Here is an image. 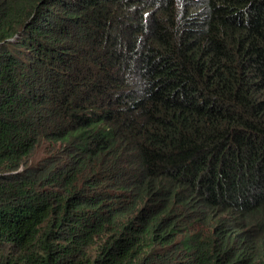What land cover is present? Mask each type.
I'll return each mask as SVG.
<instances>
[{
  "label": "trees",
  "instance_id": "obj_1",
  "mask_svg": "<svg viewBox=\"0 0 264 264\" xmlns=\"http://www.w3.org/2000/svg\"><path fill=\"white\" fill-rule=\"evenodd\" d=\"M0 264H264V0H0Z\"/></svg>",
  "mask_w": 264,
  "mask_h": 264
}]
</instances>
